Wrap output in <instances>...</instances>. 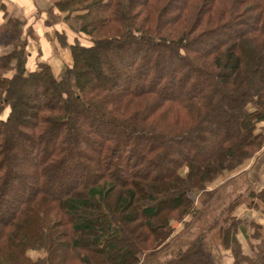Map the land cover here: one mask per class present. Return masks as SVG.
Listing matches in <instances>:
<instances>
[{"label": "trees", "instance_id": "trees-1", "mask_svg": "<svg viewBox=\"0 0 264 264\" xmlns=\"http://www.w3.org/2000/svg\"><path fill=\"white\" fill-rule=\"evenodd\" d=\"M55 6L76 35H57L70 53L62 71L31 64L24 22L0 25V264H152L177 225L219 201L208 186L262 148L264 0ZM218 119L229 131L215 139ZM259 190L248 204L258 211ZM242 203L163 264H216L207 238L218 228L234 264H264L261 227L249 251L238 240Z\"/></svg>", "mask_w": 264, "mask_h": 264}, {"label": "rangeland", "instance_id": "rangeland-1", "mask_svg": "<svg viewBox=\"0 0 264 264\" xmlns=\"http://www.w3.org/2000/svg\"><path fill=\"white\" fill-rule=\"evenodd\" d=\"M179 4V3H178ZM222 37H225L223 35H221ZM29 38H33L32 33L29 35ZM8 52V49L5 48H0V53H6ZM59 68V71L64 70L65 68ZM91 72V73H90ZM90 73V74H89ZM102 72H100L99 70H95L92 68L88 69V76L90 77V75H93L94 77H98V75ZM92 76V77H93ZM103 77H105L104 79L107 80V74H103ZM99 80L101 83H107V85L109 84V80L108 81H104L102 80L101 77H99ZM102 80V81H101ZM198 81V79H197ZM203 84H206L205 82L202 81ZM178 90V89H177ZM176 90V91H177ZM29 101L32 103L34 102L33 99H29ZM36 101V100H35ZM219 120V124L218 127L215 128L214 130V138L218 139L221 136L226 135V133L229 131V129H224L223 126H221V120ZM221 124V125H220ZM263 128L259 129V132H261V130H263L264 133V126L262 125ZM192 144V142H190ZM151 145V143L145 144L143 143V145H140L142 148L145 146ZM189 145V144H187ZM262 148L258 151V153L256 155H254V157L245 160L243 165L240 167H237L235 170H233L232 172H225L223 175L219 176V179L217 181H215L214 184H211L208 186V190L209 191H213V190H217L220 191V199L219 201H217L214 204V207L211 208L208 213L203 216L200 219H196L194 220L192 226L188 229V230H183L182 225H177L178 226V231L182 232L181 236L178 238H175L172 246H170V248L167 251H164L162 253H160V255L158 257H156V259L152 262V264H163V263H167L169 261L174 260L182 251L183 249H185L188 245L189 242L191 240H193L195 237H197V234L204 228L210 229V227L216 226L218 219L221 216V213L228 208L230 202L232 200H234L237 197H242L243 199V203L242 205L245 206L246 208H249V203L252 202L250 199V194H254V193H259V188L258 184H262L263 179H264V142L261 146ZM208 152V150H207ZM203 153V154H202ZM201 156H204V154H206V151H202L201 152ZM36 162V161H35ZM34 159L32 158L31 155H25L23 154L22 157L17 161L16 163H18L19 165L23 166L24 168L29 169V167H31V165H34ZM38 162V161H37ZM74 164V162H72V164H70L71 166ZM252 164V168H256V175L253 174L251 176L247 175V172H249V170H251V168L248 169L247 172H245L247 170V165ZM96 167V166H95ZM166 170L168 168H165ZM186 170L182 172V174H185ZM234 176V177H232ZM125 175L121 174L120 175V179L124 178ZM25 179V178H23ZM32 182V180H31ZM260 186V185H259ZM264 186V184H263ZM258 187V189H257ZM195 201H197L196 198H194ZM254 202V201H253ZM197 205L200 206V201L197 202ZM264 207V206H263ZM252 217L251 219H258V214H256L255 212L251 213ZM264 219V216H262ZM185 221L188 222V220L186 219ZM247 221L242 220V224L243 227L246 228L247 227ZM220 224V223H219ZM256 227H258L257 225H255ZM251 227L250 228V232L253 234L255 232V230H257V228ZM263 228V229H261ZM261 232L263 233L264 236V226L261 225ZM219 230V228H218ZM218 230H216V232L211 233L207 240H208V247L209 249H211V252L213 253V257L215 259V263L216 264H234L233 263V255H232V251L231 249H227L222 245V241H221V237L220 234L217 232ZM239 232V231H238ZM239 234V233H237ZM240 238H238L242 248L249 249L250 250V242L254 239V236L252 237H248L247 239V234H245L243 237L246 236V238L242 237V234H239ZM252 238V239H250ZM206 240V241H207ZM32 254L37 257L40 256L42 254L37 253V252H32ZM151 264V262H150Z\"/></svg>", "mask_w": 264, "mask_h": 264}, {"label": "crops", "instance_id": "crops-1", "mask_svg": "<svg viewBox=\"0 0 264 264\" xmlns=\"http://www.w3.org/2000/svg\"><path fill=\"white\" fill-rule=\"evenodd\" d=\"M11 19L21 20L26 25V31L32 30L33 38L28 36V53L31 55V64L38 59H42L57 71H59V68H65L69 65V47H63L57 35H63L67 39L68 45L75 41L76 35L72 32L69 25L64 22V15L55 6V0H0V25L7 23ZM251 165H247V170L245 171L247 172L251 168L247 172L248 176L256 175L257 172L256 168H252L253 165ZM263 184L264 179L262 184H258L259 189L263 187ZM263 210V206H261L259 211L242 206L236 211L237 219L247 221V227L245 228L247 235L252 236L251 227L255 225L259 228L261 225L264 226ZM253 212L258 214L259 220L251 219V213ZM239 234H242V237L245 235L243 232H239ZM239 234L238 238H240ZM243 238H246V236ZM245 251H249V249Z\"/></svg>", "mask_w": 264, "mask_h": 264}]
</instances>
